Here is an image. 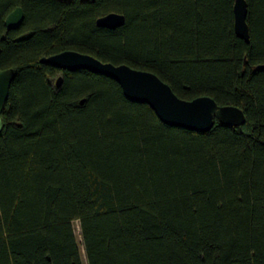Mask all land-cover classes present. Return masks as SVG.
<instances>
[{
  "label": "trees",
  "instance_id": "16d2710c",
  "mask_svg": "<svg viewBox=\"0 0 264 264\" xmlns=\"http://www.w3.org/2000/svg\"><path fill=\"white\" fill-rule=\"evenodd\" d=\"M0 0V264H264V0ZM21 7L22 26L6 18ZM124 26L99 27L107 13ZM73 50L155 73L242 126L163 123L115 80L41 58ZM63 75L61 87L56 79ZM82 101H84L82 103Z\"/></svg>",
  "mask_w": 264,
  "mask_h": 264
},
{
  "label": "water",
  "instance_id": "95a60500",
  "mask_svg": "<svg viewBox=\"0 0 264 264\" xmlns=\"http://www.w3.org/2000/svg\"><path fill=\"white\" fill-rule=\"evenodd\" d=\"M234 16L236 35L246 43H250L247 0H235ZM24 20V10L18 7L8 15L5 23L9 30H16L22 26ZM96 23L99 27L115 30L125 25L126 16L110 12L99 17ZM40 62L60 70L84 69L111 78L120 84L129 100L148 104L159 119L171 127L205 133L214 127L216 121L227 126H242L246 122L244 111L235 105H219L210 96H199L192 100L182 99L155 73L135 69L127 64L115 65L111 62H103L90 54L73 50L43 57ZM15 78L14 68L0 70V132L4 126L3 111ZM63 81L64 77L60 75L56 79L57 87H61Z\"/></svg>",
  "mask_w": 264,
  "mask_h": 264
},
{
  "label": "rangeland",
  "instance_id": "374dc122",
  "mask_svg": "<svg viewBox=\"0 0 264 264\" xmlns=\"http://www.w3.org/2000/svg\"><path fill=\"white\" fill-rule=\"evenodd\" d=\"M74 229L77 235V239L80 245V249H81V253H82V260L84 264H87V260H86V254H85V250H84V246L82 244V237H81V231H80V224L78 221L74 222Z\"/></svg>",
  "mask_w": 264,
  "mask_h": 264
}]
</instances>
